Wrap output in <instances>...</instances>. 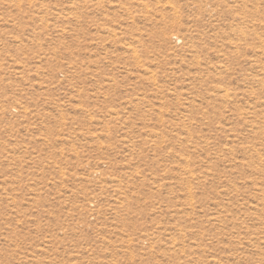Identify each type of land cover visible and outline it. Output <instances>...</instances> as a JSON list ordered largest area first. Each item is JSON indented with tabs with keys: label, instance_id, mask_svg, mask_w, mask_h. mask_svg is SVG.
<instances>
[{
	"label": "rangeland",
	"instance_id": "1",
	"mask_svg": "<svg viewBox=\"0 0 264 264\" xmlns=\"http://www.w3.org/2000/svg\"><path fill=\"white\" fill-rule=\"evenodd\" d=\"M0 264H264V0H0Z\"/></svg>",
	"mask_w": 264,
	"mask_h": 264
}]
</instances>
